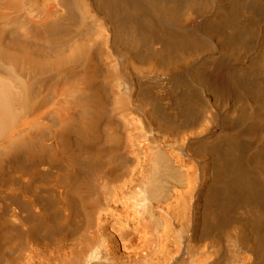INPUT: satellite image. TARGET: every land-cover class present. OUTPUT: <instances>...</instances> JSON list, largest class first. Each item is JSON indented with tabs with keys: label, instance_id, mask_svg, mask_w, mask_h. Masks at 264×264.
<instances>
[{
	"label": "bare ground",
	"instance_id": "1",
	"mask_svg": "<svg viewBox=\"0 0 264 264\" xmlns=\"http://www.w3.org/2000/svg\"><path fill=\"white\" fill-rule=\"evenodd\" d=\"M0 264H264V0H0Z\"/></svg>",
	"mask_w": 264,
	"mask_h": 264
}]
</instances>
